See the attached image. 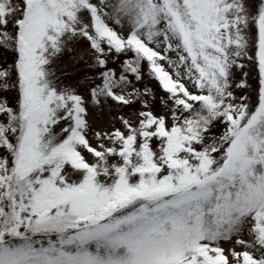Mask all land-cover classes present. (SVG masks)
I'll use <instances>...</instances> for the list:
<instances>
[{"label":"snow or ice","instance_id":"6c2138e0","mask_svg":"<svg viewBox=\"0 0 264 264\" xmlns=\"http://www.w3.org/2000/svg\"><path fill=\"white\" fill-rule=\"evenodd\" d=\"M0 264H264V0H0Z\"/></svg>","mask_w":264,"mask_h":264}]
</instances>
